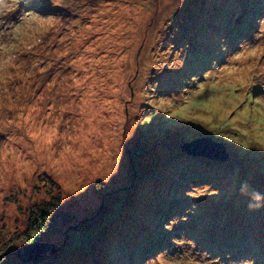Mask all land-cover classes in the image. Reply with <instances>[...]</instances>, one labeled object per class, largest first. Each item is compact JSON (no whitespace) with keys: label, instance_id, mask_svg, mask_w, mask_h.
I'll return each instance as SVG.
<instances>
[{"label":"rangeland","instance_id":"1","mask_svg":"<svg viewBox=\"0 0 264 264\" xmlns=\"http://www.w3.org/2000/svg\"><path fill=\"white\" fill-rule=\"evenodd\" d=\"M189 1L184 0L177 9L182 13L175 16L176 0H89L87 7L79 6L82 0H61L58 8L48 7L47 0H35L31 5L41 12L56 13L61 24L45 38L34 57H26L28 61L39 59V67L28 73L27 79L14 81L9 95L30 93V105L43 97L49 108L54 106V117L63 120L61 135L78 138L81 145H87V154L81 155L79 146L53 155L54 150L40 153L20 145L32 162L23 181L13 179L14 174L0 165L4 169L0 172L1 258L14 260L16 252L26 258L25 247L42 243L46 246L42 258L37 262L22 258L23 264H142L148 249V256L162 248L179 251L171 238L183 236L194 240L197 249L219 256L223 264L242 259L264 264V207L246 211L239 193L248 177L262 178L263 168L256 157L264 159V153L243 151L207 134L225 146L227 160L189 154L182 146L201 138L200 129L185 125L187 129L179 137L180 124L156 114L160 103L150 84L159 82V94L179 91L195 74L194 68L201 73L213 59L222 62L225 53L220 51V38L229 50L234 49L242 40L237 33L251 14L248 6L237 3L230 9L235 10V18L224 17L215 23V13L199 12L192 18L194 10ZM229 1L219 0V8L231 7L227 6ZM210 10L214 9L206 12ZM193 24L197 28L190 36L188 26ZM256 30L257 24L246 38L251 39ZM194 40L200 44L193 47ZM181 58L182 68L169 69ZM158 69L162 70L157 73ZM260 80L264 81V76ZM254 91L262 89L257 86ZM13 115L9 114V120ZM11 139H19L16 131L0 127V143ZM171 142L179 149L180 158L166 151ZM196 157L216 164L205 162L203 168ZM161 169L165 173L168 169L176 171L171 179H183V184L162 190L161 184L154 183L160 180ZM194 173L212 177L209 182L194 183L188 179ZM71 187L84 192L64 202L66 189ZM147 189L153 190L152 194L146 193ZM216 189L219 195H213ZM55 195L60 196V215L67 217L66 224L52 222L50 229L28 241L34 232L25 228L29 211ZM193 204L195 212H186ZM159 214L163 218L158 219ZM184 215L187 221H178L171 231L164 229L166 223L171 227L172 218ZM241 233L248 235L241 243L242 253L232 248L233 242L223 246L229 238L238 241ZM78 236L79 245L72 241ZM31 250L36 254L35 248Z\"/></svg>","mask_w":264,"mask_h":264},{"label":"clouds","instance_id":"2","mask_svg":"<svg viewBox=\"0 0 264 264\" xmlns=\"http://www.w3.org/2000/svg\"><path fill=\"white\" fill-rule=\"evenodd\" d=\"M34 3L35 0H0V127L14 129L19 135L18 140L0 143V165L19 181L25 179L32 163L20 145L25 150L31 148L40 153L54 150L53 155L70 152L79 146L81 155L87 154L84 151L87 145H81L78 138L72 140L67 134L61 135L63 120L54 117V106L49 108L43 97L37 104L30 105V93L17 89L18 97L16 93L9 95L14 81L27 79V74L34 73L39 67V59L28 61L26 57H34L45 38L58 31L61 24L56 13L38 11L31 6ZM59 3L61 0H47L50 8H58ZM183 3L184 0H176V10ZM79 6H89V0H82ZM64 10L68 11L67 8ZM255 23L257 30L252 32L251 39L240 40L232 50L221 37L219 47L225 53L222 62L213 59L199 75H191L179 91L159 94L156 92L159 82L151 83L152 93L160 103L156 114H163L165 119L176 124L199 128L243 151L264 153V87H261L264 81L260 80V76H264V15L256 17ZM181 51L183 48L178 50L179 55ZM183 64L181 58L169 69L177 70ZM257 86L262 91L255 92ZM45 112L47 114L40 119ZM10 113L14 114L11 120ZM2 171L4 169L0 168ZM66 191L68 195L64 202L84 192L75 187ZM239 193L249 198L247 209L250 212L264 207V194L252 189L247 181L241 183ZM213 195H219V190L216 189ZM195 209L193 204L185 211L194 213ZM187 219L186 215L172 218L171 227H166L168 223L163 227L171 231L174 224ZM171 243L179 251L162 248L145 258L142 264H223L219 256L212 257L208 251L197 249L194 240L172 237ZM228 264H255V260H230Z\"/></svg>","mask_w":264,"mask_h":264},{"label":"trees","instance_id":"3","mask_svg":"<svg viewBox=\"0 0 264 264\" xmlns=\"http://www.w3.org/2000/svg\"><path fill=\"white\" fill-rule=\"evenodd\" d=\"M186 1L188 3H190L189 0H186ZM205 3L206 2H203V0H192V7H191V9L194 10V15H193L192 18H196L199 12L203 13V15H207V14L210 15V14L215 13V16H216V22L215 23H218L219 21H222L224 17H228V18H233V17L235 18L236 17V16H234L235 15V10L230 11V9L234 5H236L237 3H238V5L240 7H243V6L246 7V6H248L250 8L251 14L246 16L247 18H246V21H245V26L243 25L240 28L241 29L240 32L237 33V37L239 39L246 38L247 37V33L249 34L250 31H251V29L253 31V29L255 28V25H256L255 19H256V17L264 15V0H230L228 2V5L227 6H231V7L225 8V6H224L222 9L219 8V6H220V5H218L220 3L219 0H218V3H216V2H213L211 4H209L208 2L206 4ZM194 4H196L195 5V8L193 7ZM249 8H246V9L248 10ZM189 9H190V7H189ZM196 9H198L197 12H196ZM207 9H214V10H212V11L210 10V13H208V12H206ZM221 10H224V12H223L222 15H220V11ZM179 13H182V12L180 10H176L175 9L174 12H173V16H175V15H177ZM239 15H241V13ZM212 22H213V19H212ZM215 26H217V24H215ZM250 26H251V28H249ZM195 28H197V27H194V24L188 26V33H189L190 36H192L191 32L193 30H195ZM226 29L227 30L229 29L231 31V27H228L227 26ZM195 42H196V40H194V42L192 44L193 47L200 44V43H195ZM195 69H198V68H194L193 69V73H195V75H199L200 74L199 73V70L194 71ZM187 126L180 125V129L178 130V136L179 137L181 136L180 132L185 131V129H187ZM197 129L198 128H196V130ZM201 136L202 137H207L208 135H207V133H203L202 132V135ZM209 137H212V136H209ZM214 139H216V138H214ZM216 140H218V139H216ZM175 142H171V143L167 144V145H171V147L169 149H166V151L168 153H170V155H172V156H175L176 155V157L180 158L181 154L179 152V149H176L177 147L174 146V143ZM231 154H233V153H231ZM256 158L258 159V161H260L259 163H261L262 168H263V171L261 173V177L262 178L257 177L258 179H252L251 180L248 177V179L247 180H244V181H247L252 189H255V190L261 192V187L264 185V159L260 155H258ZM160 159H161V157H160ZM195 159H197L200 162L201 166L203 165V168L206 167L205 162L211 164L212 166H214L216 164V162H213V161H209L208 162V160H206L204 158L196 157ZM233 165H235V163H233ZM203 168H201V170ZM164 171H165L164 169H161V171H159V173H158V176H159L160 180L156 179V182L154 181V183L161 184V186L163 188V189L161 188L162 190H165L166 188L167 189H173L174 187H176V186L177 187H180V185L183 184L181 182V181H183V179L182 180L181 179L178 180V182L177 181L174 182L171 179L173 176H176L174 174V173H177L176 171H174L173 169H168V172H166V173ZM190 175L191 176L188 179L191 182H194V183H197V182H201L202 183V181L204 179L205 180L206 179L208 180L210 177H212V176H210V177L209 176L208 177L207 176L206 177L205 176H200L198 173H194V174H190ZM215 177L218 178L217 175H215ZM152 179L155 180V177L152 178ZM207 180H206V182H209L210 181V180H208V181ZM156 191H158V190H156ZM149 192H151V194H152L153 190H150L149 191V189H147L146 190V193H149ZM240 198H242V205L247 208V204L249 202V198L246 197V196H242V195H240ZM246 201H248V202H246ZM60 205H61L60 196L59 195H55V196H52L51 198H49L46 202H42V203H39V204H35V206H33L31 208V210L29 211V213L27 215L28 218H27V224H26L25 228L28 231H30V232L32 230L34 232L32 233L33 238L30 239V240H28V241L33 240L35 238V236H38V234L42 230L50 229V223H52V222H54L55 224L59 222V224H58L59 226H61L60 224H62V225L63 224H66L67 217H64L63 215H60V210H59ZM245 210L243 212H245ZM246 211H248V209ZM242 213H239V214L241 215ZM164 214L167 215L168 214V211L165 210L164 211ZM156 216L158 217V219L163 218V214H159V215H156ZM255 216H256L255 213H254V216H253V213H252V217L255 218ZM249 218H251V217H249ZM82 222L83 223H86L87 221L84 220ZM82 222H81V224H82ZM64 226H66V225H64ZM247 228L248 229H252V227H250V226L247 227ZM244 230H246V229H244ZM247 236H248L247 234L241 233L239 235L238 241H234L233 238H229V241L230 242L228 240H224V242L222 244H223V246L225 245L226 247H229L230 243L232 244V242H233L234 246L232 248H235V249L239 250L238 252L242 253V249L243 248L240 247V246H241V243H243V240L247 238ZM78 237L79 238H77V239H72V241L74 243L76 242L78 244L80 242V236H78ZM113 239H116V238L113 237ZM127 242L130 244L129 241H127ZM119 243H121V246H122L124 244L123 239H121L119 241ZM119 243H117L118 246H119ZM148 243H150V241ZM149 251L150 250L148 249L147 254H145L143 256L144 258H146L148 256ZM15 254H16L15 259L14 260H11V261L9 259H7L6 257H5L6 259L0 257V264H23V262L21 260L22 259L21 258L22 256L20 257V255L17 252ZM1 255H2V252H0V256ZM101 258L102 257H100V259ZM103 259L104 258H102V261H103Z\"/></svg>","mask_w":264,"mask_h":264},{"label":"water","instance_id":"4","mask_svg":"<svg viewBox=\"0 0 264 264\" xmlns=\"http://www.w3.org/2000/svg\"><path fill=\"white\" fill-rule=\"evenodd\" d=\"M198 145L202 146L201 150L195 149V146ZM203 146H210L211 150L203 149ZM182 150L189 154L198 155L216 161H224L228 158V152L225 150V146L222 143L212 141L209 137H201L189 143L186 142L185 144H183ZM32 248H35L37 250L36 254H32ZM45 249L46 246L41 243L36 246L25 247L24 251L26 252V254H28L26 258H31L30 260H32L33 262H37L42 258L41 253H44ZM21 258H23V260L25 261H28V259H26L24 256H22Z\"/></svg>","mask_w":264,"mask_h":264}]
</instances>
